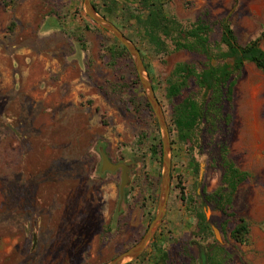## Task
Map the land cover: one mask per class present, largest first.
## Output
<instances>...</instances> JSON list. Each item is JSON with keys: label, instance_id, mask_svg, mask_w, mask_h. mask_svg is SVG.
<instances>
[{"label": "rangeland", "instance_id": "1", "mask_svg": "<svg viewBox=\"0 0 264 264\" xmlns=\"http://www.w3.org/2000/svg\"><path fill=\"white\" fill-rule=\"evenodd\" d=\"M93 2L140 49L171 130L163 223L146 254L126 264H264V72L246 63L216 120L183 132L174 116L185 101L210 98L195 74L184 80L177 71L186 64L198 73L207 62L178 46L194 43L187 31L205 26L216 53L227 22L240 44L259 39L264 48V0ZM153 9L178 26L160 44L145 31ZM120 45L87 15L84 0H0V264H107L155 217L161 129ZM102 148L130 166L123 197V170L102 169ZM223 153L249 173L226 207L217 195ZM240 218L251 224L249 243L232 236Z\"/></svg>", "mask_w": 264, "mask_h": 264}, {"label": "trees", "instance_id": "2", "mask_svg": "<svg viewBox=\"0 0 264 264\" xmlns=\"http://www.w3.org/2000/svg\"><path fill=\"white\" fill-rule=\"evenodd\" d=\"M94 4L99 11L97 4ZM105 6L108 7V5ZM104 16L115 22L109 15ZM177 29L178 26L170 25V22H167L160 9L151 10L145 23V31L155 44L163 42L161 34L168 35L173 31H177ZM205 31L206 27L200 24L187 31V34L195 39L193 44L178 43V46L195 48L205 55L207 62L200 72L196 73L193 68L186 64H180L177 67V71L181 72L184 80L187 76L195 74L200 86L206 93L210 94L209 100L204 104L187 100L176 108L174 114L176 124L183 132L192 129L199 120L204 118L216 120L220 116L223 107L222 102L226 97V93L230 100L234 92L235 76L242 71L246 63H254L264 72V48L261 46L259 39L252 40L245 45L240 44L232 26L225 22L223 23L221 40L218 43L219 49L214 53L211 50L208 37L204 35ZM222 46H225V49H222ZM111 51L114 55L117 54L113 47H111ZM118 54L131 56L127 48L122 44ZM136 79L140 81L138 75ZM154 88L156 89L155 86ZM181 88V83L172 86L169 90L171 96L178 95L181 92ZM147 106L151 108L148 100ZM151 111L153 112L152 108ZM153 150L155 154H159L162 157L161 141L156 144ZM222 161L225 168L223 186L218 189L217 195L219 196V203L226 207L231 206L234 194L237 192L239 185L249 177V173L240 169L225 153L222 154ZM201 222H206V217L203 214H201ZM250 233L251 224L244 218H240L232 230L234 239L241 243L250 242ZM149 246L140 258L146 254ZM166 257V253L162 251L159 259L165 261ZM130 264H133V262Z\"/></svg>", "mask_w": 264, "mask_h": 264}, {"label": "water", "instance_id": "3", "mask_svg": "<svg viewBox=\"0 0 264 264\" xmlns=\"http://www.w3.org/2000/svg\"><path fill=\"white\" fill-rule=\"evenodd\" d=\"M84 8L87 15L99 26L110 32L119 42L127 48L130 55L134 60L139 79L142 83V87L146 92L147 100L156 116L158 125L162 134V175H161V187L159 194V202L155 217L150 223L148 229L144 233L143 237L136 244L113 258L107 264H126L130 261L138 259L146 250L150 242L153 240L156 232L163 223L172 187V138L169 123L167 121L163 106L156 94L154 85L147 73V69L142 57V53L138 46L127 37V35L111 20L102 15L96 8L93 0H84ZM103 164L102 169L116 171L122 168V182H121V196H124L125 188L129 184V169L130 166L126 163H113L105 150L102 148Z\"/></svg>", "mask_w": 264, "mask_h": 264}, {"label": "flooded vegetation", "instance_id": "4", "mask_svg": "<svg viewBox=\"0 0 264 264\" xmlns=\"http://www.w3.org/2000/svg\"><path fill=\"white\" fill-rule=\"evenodd\" d=\"M171 190H172V187H171ZM171 195V194H170ZM170 199V198H169Z\"/></svg>", "mask_w": 264, "mask_h": 264}]
</instances>
